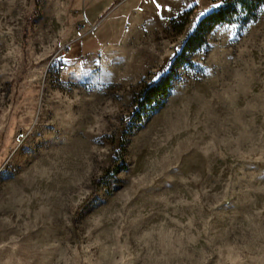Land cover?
I'll list each match as a JSON object with an SVG mask.
<instances>
[{
	"label": "rangeland",
	"instance_id": "rangeland-1",
	"mask_svg": "<svg viewBox=\"0 0 264 264\" xmlns=\"http://www.w3.org/2000/svg\"><path fill=\"white\" fill-rule=\"evenodd\" d=\"M215 3L0 0V264H264V8L133 118Z\"/></svg>",
	"mask_w": 264,
	"mask_h": 264
},
{
	"label": "trees",
	"instance_id": "trees-1",
	"mask_svg": "<svg viewBox=\"0 0 264 264\" xmlns=\"http://www.w3.org/2000/svg\"><path fill=\"white\" fill-rule=\"evenodd\" d=\"M262 8H264V0H223L220 8L205 14L184 43L181 52L172 61L170 70L164 74H155L154 79L144 86L135 100L134 120L145 123L161 110L171 96L179 71L190 63L193 54L206 45L208 37L217 27L233 24L240 19L246 23L250 22L256 19ZM186 15L188 16L189 13ZM172 23L177 27V21ZM118 157H121L119 152Z\"/></svg>",
	"mask_w": 264,
	"mask_h": 264
},
{
	"label": "snow or ice",
	"instance_id": "snow-or-ice-1",
	"mask_svg": "<svg viewBox=\"0 0 264 264\" xmlns=\"http://www.w3.org/2000/svg\"><path fill=\"white\" fill-rule=\"evenodd\" d=\"M153 2H155V0H153ZM197 3H199V0H197ZM222 4H223V0H221V3H215V4H213L211 6V8L212 9H218V8H220L222 6ZM157 6L159 7V5H157ZM208 11H211V9H207L206 8L204 12H201L200 13V16H204L205 15V12H208Z\"/></svg>",
	"mask_w": 264,
	"mask_h": 264
},
{
	"label": "built area",
	"instance_id": "built-area-1",
	"mask_svg": "<svg viewBox=\"0 0 264 264\" xmlns=\"http://www.w3.org/2000/svg\"><path fill=\"white\" fill-rule=\"evenodd\" d=\"M58 70H59V72H62V73L67 72L70 70V65L68 63L64 62L63 64L58 65ZM22 138H24V137L22 136Z\"/></svg>",
	"mask_w": 264,
	"mask_h": 264
}]
</instances>
